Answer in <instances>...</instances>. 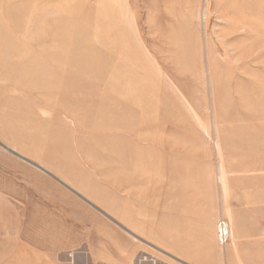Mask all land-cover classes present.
I'll use <instances>...</instances> for the list:
<instances>
[{
    "label": "rangeland",
    "instance_id": "374dc122",
    "mask_svg": "<svg viewBox=\"0 0 264 264\" xmlns=\"http://www.w3.org/2000/svg\"><path fill=\"white\" fill-rule=\"evenodd\" d=\"M263 21L264 0H0V264H156V193L186 183L222 203L221 264H264V48L234 57Z\"/></svg>",
    "mask_w": 264,
    "mask_h": 264
},
{
    "label": "crops",
    "instance_id": "0c3cea01",
    "mask_svg": "<svg viewBox=\"0 0 264 264\" xmlns=\"http://www.w3.org/2000/svg\"><path fill=\"white\" fill-rule=\"evenodd\" d=\"M162 190L156 193L155 214L156 235L161 240L149 243L150 249L160 256L146 251V257L156 264H221L216 225L222 203L196 191L192 183L177 188L163 185ZM234 226L237 237L238 229Z\"/></svg>",
    "mask_w": 264,
    "mask_h": 264
},
{
    "label": "bare ground",
    "instance_id": "6f19581e",
    "mask_svg": "<svg viewBox=\"0 0 264 264\" xmlns=\"http://www.w3.org/2000/svg\"><path fill=\"white\" fill-rule=\"evenodd\" d=\"M252 3V2H251ZM247 7V6H246ZM245 9V8H244ZM227 13V12H226ZM225 13V14H226ZM229 13V12H228ZM232 13V12H231ZM221 15V14H220ZM227 15V14H226ZM222 17V16H221ZM226 17V16H225ZM222 18H224V17H222ZM230 19H231V17H229ZM235 18V17H234ZM236 19H238V18H236ZM240 19V18H239ZM258 20H259V18H258ZM229 21V20H228ZM227 21V22H228ZM230 22H232V20H230ZM234 23H235V21H234ZM229 24V23H228ZM233 24V23H232ZM263 24H264V21H263ZM236 25H237V23H236ZM240 25V24H239ZM259 25V24H258ZM232 26V25H231ZM261 26V25H260ZM233 27V26H232ZM237 27H238V25H237ZM248 27H249V31H251L252 29H254L255 31H256V33L258 34V27H257V25H255V24H253L252 22H249V24H248ZM234 28V27H233ZM241 29H242V27H240ZM239 28V29H240ZM244 29V28H243ZM231 30H232V28L230 27V26H225V27H223L222 29L220 28V30H219V33H218V35L219 36H221V39L223 40V37L225 38V40H228V37H229V33L231 32ZM234 30H236L235 28H234ZM233 30V31H234ZM244 31V30H243ZM248 31V32H249ZM238 32V31H237ZM234 33H235V31H234ZM234 33H232V34H234ZM246 33V32H245ZM251 34H253V36L251 37H249L248 35H247V33L245 34V35H247L246 37V40H244V46H246V47H244V48H246L247 50H242L240 47H239V45L240 44H237V46H236V48H235V50H234V52H237V53H235V58H237V59H239L240 61H242L243 59L242 58H245V57H250L251 55H249V53H248V51H251V53L252 52H255L256 50H258V49H260L261 48V46L264 48V36L263 37H261L260 35H255L254 33H252V32H250ZM231 34V33H230ZM236 34V33H235ZM244 34V33H243ZM249 34V33H248ZM250 34V35H251ZM220 37H218V39H219ZM221 39H220V41H221ZM238 39H239V37H238ZM241 40V39H240ZM239 40V41H240ZM223 43V42H222ZM242 45V44H241ZM240 45V46H241ZM230 46H231V44H230ZM234 46V45H233ZM232 47V46H231ZM242 47V46H241ZM222 48V47H221ZM233 48V47H232ZM234 49V48H233ZM236 49H237V51H236ZM233 52V53H234ZM210 53H212V52H210ZM179 55H180V53H179ZM249 55V56H248ZM233 57V56H232ZM263 57H264V55H263ZM229 58H231V57H229ZM228 58V59H229ZM259 60V57H256L255 59H253L252 61L254 62V61H258ZM250 62V61H249ZM247 63H248V61H247ZM253 64V63H252ZM256 65V64H255ZM214 66V64L212 65V67ZM214 68V67H213ZM212 68V69H213ZM212 72V71H211ZM213 74L215 73V71L214 72H212ZM233 73V72H232ZM123 124H125L124 122H123ZM130 128V127H129ZM128 128V129H129ZM131 130V129H130ZM136 142V141H135ZM131 162H132V167H135L136 165H137V162H138V159H136V158H132L131 159ZM127 164V163H126ZM131 165V164H130ZM138 167H140L139 166V164H138ZM130 170V169H129ZM133 170V169H132ZM136 170V169H135ZM139 194V193H138ZM216 233H217V229H216ZM229 238H230V232H229ZM16 252H17V250H16ZM18 255V254H17ZM12 256H16L15 255V253H13V251H12Z\"/></svg>",
    "mask_w": 264,
    "mask_h": 264
},
{
    "label": "built area",
    "instance_id": "2783aa9c",
    "mask_svg": "<svg viewBox=\"0 0 264 264\" xmlns=\"http://www.w3.org/2000/svg\"><path fill=\"white\" fill-rule=\"evenodd\" d=\"M217 241L220 247H224L229 241L230 229L224 220H218L217 225Z\"/></svg>",
    "mask_w": 264,
    "mask_h": 264
}]
</instances>
